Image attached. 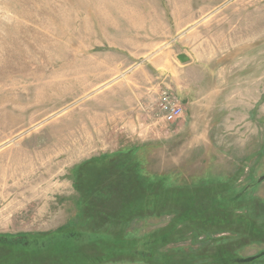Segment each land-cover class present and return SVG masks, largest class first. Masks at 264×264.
Instances as JSON below:
<instances>
[{
	"label": "rangeland",
	"instance_id": "obj_1",
	"mask_svg": "<svg viewBox=\"0 0 264 264\" xmlns=\"http://www.w3.org/2000/svg\"><path fill=\"white\" fill-rule=\"evenodd\" d=\"M80 245L264 264V0H0V261Z\"/></svg>",
	"mask_w": 264,
	"mask_h": 264
},
{
	"label": "built area",
	"instance_id": "obj_2",
	"mask_svg": "<svg viewBox=\"0 0 264 264\" xmlns=\"http://www.w3.org/2000/svg\"><path fill=\"white\" fill-rule=\"evenodd\" d=\"M158 110L164 121L172 123L184 116L185 106L177 94L166 88L159 93Z\"/></svg>",
	"mask_w": 264,
	"mask_h": 264
},
{
	"label": "trees",
	"instance_id": "obj_3",
	"mask_svg": "<svg viewBox=\"0 0 264 264\" xmlns=\"http://www.w3.org/2000/svg\"><path fill=\"white\" fill-rule=\"evenodd\" d=\"M138 219H140V218H138ZM99 236L96 237V238L100 239V238L103 237L101 235H99ZM84 246L85 245H80V246H77V247H72V248H70L68 250H66L65 248H63L64 250L61 251V253L55 254V255H51V256H48V257L44 258L42 260V263L43 264H64V263L65 264H68L66 260L69 259V260L73 261L74 264H81L80 263V259H81V254L80 253L81 252H83L84 254H86V256L88 257V260L90 259L92 261L93 258H92L91 252H89L88 250H86ZM61 249L62 248H60V249L59 248H56V251H59ZM86 251H88L89 254L88 253H85ZM74 255L76 256V258L72 257ZM8 256H4V257L3 256H0V258H1L0 260H2V259H9ZM67 257H69V258H67ZM70 257H72V258L70 259ZM78 257L80 259H78ZM88 260H87V262H88ZM11 262H14L15 263L14 258H12V260H9V264H11ZM1 263L2 264H5V263L8 264V261H0V264Z\"/></svg>",
	"mask_w": 264,
	"mask_h": 264
},
{
	"label": "crops",
	"instance_id": "obj_4",
	"mask_svg": "<svg viewBox=\"0 0 264 264\" xmlns=\"http://www.w3.org/2000/svg\"><path fill=\"white\" fill-rule=\"evenodd\" d=\"M180 99L182 100V98L180 97ZM183 101V100H182Z\"/></svg>",
	"mask_w": 264,
	"mask_h": 264
}]
</instances>
